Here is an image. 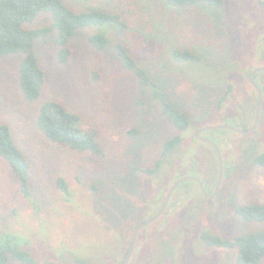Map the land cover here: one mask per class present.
I'll list each match as a JSON object with an SVG mask.
<instances>
[{
    "label": "rangeland",
    "instance_id": "1",
    "mask_svg": "<svg viewBox=\"0 0 264 264\" xmlns=\"http://www.w3.org/2000/svg\"><path fill=\"white\" fill-rule=\"evenodd\" d=\"M72 10L119 14L123 29H77L67 62L59 59L57 32L38 37L35 53L45 73L41 95L24 100L19 85L22 55L0 58V122L31 165L26 196L10 164L0 155V238L11 236L34 261L9 264H121L134 229L162 207L171 185L182 176L199 178L213 194L218 177L214 148L197 137L205 127L253 126L258 92L250 74L264 66V8L257 0H223L173 6L168 0H64ZM264 4V0H260ZM53 23L43 13L29 24ZM105 35L104 49L89 40ZM124 46L153 85H143L118 58ZM196 59H179L173 51ZM263 101L258 126L240 134L205 129L223 156V179L213 198L194 180L173 192L164 214L139 231L131 264H238L234 247L207 246L203 235L222 239L264 230L236 209L264 203V168L253 163L264 151V71L254 76ZM155 89L188 114L191 126L179 130L163 113ZM55 100L93 132L103 155L78 151L49 139L37 126L41 106ZM199 128L198 131H196ZM180 135L182 148L162 158L164 143ZM64 180L67 192L60 189ZM146 228V229H145ZM264 264V260L260 263Z\"/></svg>",
    "mask_w": 264,
    "mask_h": 264
},
{
    "label": "trees",
    "instance_id": "2",
    "mask_svg": "<svg viewBox=\"0 0 264 264\" xmlns=\"http://www.w3.org/2000/svg\"><path fill=\"white\" fill-rule=\"evenodd\" d=\"M198 2H204L215 7L223 4V0H168V3L173 6L194 5ZM43 13L52 14V25L42 28L28 26ZM103 25L115 29L125 27L117 13L97 9L75 11L67 7L64 0H0V58L16 53L22 55L19 85L24 100H37L41 95L46 79L35 53L36 38L47 37L53 30H56V42L60 47L59 59L65 63L69 60L70 44L77 29ZM89 40L98 49H104L109 44V38L101 34H94L90 36ZM116 52L123 65L135 71L143 85L156 86L148 73L136 63L124 46L117 45ZM173 56L176 60L197 58L189 51L178 50L173 51ZM153 98L161 102L163 113L179 130L186 131L190 128L191 122L188 114L173 105L163 93L155 89ZM36 121L38 128L54 142L68 145L78 151L103 155L95 133L81 129L79 116L68 111L59 102L55 100L46 101L41 106ZM182 140L180 135L167 140L163 145L162 158L156 161L155 167L146 168L144 171L149 175L156 172L164 158L182 148ZM0 155L6 159L17 175L22 192L26 196H30L31 165L14 141L10 126L1 122ZM253 163L264 168V151L254 156ZM57 184L61 190L67 192V185L64 180L59 179ZM236 211L246 220L264 221V203L246 204L238 207ZM203 240L210 247L236 248L238 264H260L264 260V230L248 232L231 240L203 235ZM32 254L27 247L19 245L13 237L0 238V264H9L11 260L32 262L34 261Z\"/></svg>",
    "mask_w": 264,
    "mask_h": 264
},
{
    "label": "water",
    "instance_id": "3",
    "mask_svg": "<svg viewBox=\"0 0 264 264\" xmlns=\"http://www.w3.org/2000/svg\"><path fill=\"white\" fill-rule=\"evenodd\" d=\"M257 3L260 4V6L262 8H264V4H261L260 0H257ZM260 71H264V66L257 67L250 74V76H249V82L255 87V89L258 92V103H257V107H256V113H255L254 123H253V126L250 129L244 131V130H241L239 128L232 127V126H229V125H215V126H210V127L202 128L196 134L197 137L200 140L209 143L214 148V150L216 151V154H217V158H218V177H217V182H216V187L214 189V193L213 194H208L206 192V189H205V186H204L203 182L199 178H197L195 176L186 175V176H182L180 179H178L177 181H175L171 185V187L168 189V192L166 194V198L164 200V203H163L162 207L158 210V212L154 216H152L151 218H149L148 220H145L144 222H142L141 224H139L134 229L133 238H132V241H131V244H130V248H129V250H128V252H127V254H126V256L123 259V261H122L121 264H128V262L130 261V259L132 257V254L134 252L139 231L142 228H144V227L148 226L149 224L153 223L155 220H157L159 217H161L164 214V212L166 211V209L168 207V204H169V201H170V198H171L173 192L175 191V189L181 183H183L184 181H187V180H194V181H196L198 183L199 187H200V190H201L202 194L205 197H207V198H213L217 194V191H218V189H219V187L221 185L222 179H223V171H224L222 152H221V149L219 148V146L215 142L203 138L200 135V132L203 131V130H205V129L227 128V129L234 130V131H236V132H238L240 134H247V133H249L251 131H254L256 129V127L258 126V122H259V119H260V115H261V106H262V101H263V92H262L261 87L255 82L254 76H255V74H257Z\"/></svg>",
    "mask_w": 264,
    "mask_h": 264
},
{
    "label": "flooded vegetation",
    "instance_id": "4",
    "mask_svg": "<svg viewBox=\"0 0 264 264\" xmlns=\"http://www.w3.org/2000/svg\"><path fill=\"white\" fill-rule=\"evenodd\" d=\"M199 130V128L196 130V131H198ZM204 132V130L203 131H201L200 132V134H202ZM197 183V182H196ZM198 184V183H197ZM163 203H164V201H163ZM163 203H162V205H163ZM130 248V247H129ZM129 250V249H128ZM128 252V251H127Z\"/></svg>",
    "mask_w": 264,
    "mask_h": 264
}]
</instances>
